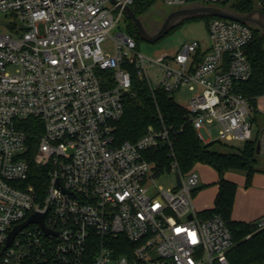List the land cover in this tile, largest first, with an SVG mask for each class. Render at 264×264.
<instances>
[{"label":"built area","instance_id":"1","mask_svg":"<svg viewBox=\"0 0 264 264\" xmlns=\"http://www.w3.org/2000/svg\"><path fill=\"white\" fill-rule=\"evenodd\" d=\"M138 0H0V264H230L231 236L220 217L200 219L191 194L199 184L181 173L172 151V128L148 126L135 142L116 144L115 123L131 77L153 94L187 88V119L203 144L252 138L247 99L233 84L249 79L245 48L252 29L211 18L208 44L193 41L172 53L143 56L126 32L101 44ZM166 7L217 5L224 0H156ZM28 119L39 124L35 136ZM215 125L213 141L211 127ZM203 131L204 135L201 133ZM38 131H35V133ZM47 170L42 200L28 184L26 153ZM264 157V126L256 135ZM166 146L179 186L154 184L146 153ZM58 181L59 187H56ZM6 247L9 233L32 213ZM264 228V216L254 222Z\"/></svg>","mask_w":264,"mask_h":264},{"label":"trees","instance_id":"2","mask_svg":"<svg viewBox=\"0 0 264 264\" xmlns=\"http://www.w3.org/2000/svg\"><path fill=\"white\" fill-rule=\"evenodd\" d=\"M156 0H138L131 7L138 18L140 13H146ZM259 0H224L215 6L225 8L235 14H246L256 10ZM262 3L264 0H261ZM157 2V1H156ZM198 5H209L198 4ZM264 14V9L260 8ZM204 19L209 17H191L185 21ZM127 34L132 36L136 43L139 40L136 30L125 17ZM252 29V39L245 48V54L250 65L251 74L245 82L233 84V92L247 99L252 108V117L255 112L256 99L264 95V32ZM257 115V114H256ZM164 125L174 132L172 151L181 173L192 170L196 164L209 166L218 175V192L212 209L202 212L204 219L218 216L223 221L231 236V246L227 251L230 264H264V228H257L252 223H244L231 219L232 205L236 192V185L224 179L227 172H239L245 176L246 186L250 184L252 176L257 171V156L255 152L256 137L244 141L236 151H219L215 149L217 142L203 144L187 119L186 110L176 104L170 94L156 90L153 94L142 81L131 77L130 92L123 99V115L115 123L114 140L116 144L125 141L135 142L145 132L148 126L155 128ZM25 131L33 136L39 133V124L28 119L23 126ZM35 131H38L35 133ZM26 159L30 163L28 184L33 185L41 201L48 183L47 170L36 166L33 157L36 151L35 138L31 137ZM226 146L225 144H221ZM233 148V147H231ZM233 150V149H232ZM166 146L151 149L146 158L155 163L156 175L170 172L171 158Z\"/></svg>","mask_w":264,"mask_h":264},{"label":"rangeland","instance_id":"3","mask_svg":"<svg viewBox=\"0 0 264 264\" xmlns=\"http://www.w3.org/2000/svg\"><path fill=\"white\" fill-rule=\"evenodd\" d=\"M192 5V4H190ZM255 6L257 7L256 10H261L260 8L264 9V2L262 3L261 0L256 2ZM177 7H166L159 2H154V4L146 11V13H140L138 18L143 23V25L149 31L158 29L162 24L163 20L166 18L170 11L176 10ZM207 21L204 19L198 20H190V21H182L174 24L173 28L159 41L154 44L146 43L142 40L137 41V50L140 54L148 58H155L163 53H172L177 50L182 44L190 43L193 41L198 42L202 46H206L208 44V33H207ZM128 23L126 22L125 18H123L117 26L113 29L109 30V37L101 44V48L105 53L112 54L113 53V41L112 38L117 32H127ZM251 28H255L252 25H249ZM0 33H8L7 29L0 25ZM173 101L181 107H186L188 101L191 97V93L187 90V88H181L179 91H176L170 95ZM255 119L252 117V113L250 114L249 121L251 122V133L252 138H255L258 131H259V124H258V116L256 113L253 114ZM211 127V137H207L204 135L203 131L201 133L204 135V140L213 141L216 136V126L212 125ZM223 146L221 144H216L215 149L223 152L227 151H236L242 147L243 142L241 141H232ZM233 147V148H231ZM233 149V150H232ZM258 165L261 161H264V158L261 156H257ZM201 165H195L193 171L198 175L199 184H200V170ZM239 173V172H233ZM154 184L156 186H160L162 188H172L176 184L175 181V174H168V175H161L154 180ZM198 184V186H199ZM198 188V187H197ZM197 190V189H196ZM196 190L191 194L192 206L194 210L198 213V217L200 219H204L200 210L194 204L195 202V195Z\"/></svg>","mask_w":264,"mask_h":264},{"label":"crops","instance_id":"4","mask_svg":"<svg viewBox=\"0 0 264 264\" xmlns=\"http://www.w3.org/2000/svg\"><path fill=\"white\" fill-rule=\"evenodd\" d=\"M255 112L258 116L259 127L264 126V95L256 99ZM264 158V157H261ZM251 182L246 186L244 174L227 172L224 179L236 185V192L231 211V219L244 223H254L264 216V161L258 165ZM201 165L200 184L196 190L194 204L205 212L213 207L218 192V175L209 166Z\"/></svg>","mask_w":264,"mask_h":264},{"label":"water","instance_id":"5","mask_svg":"<svg viewBox=\"0 0 264 264\" xmlns=\"http://www.w3.org/2000/svg\"><path fill=\"white\" fill-rule=\"evenodd\" d=\"M124 16L129 20L136 30L137 37L149 44H154L162 39L178 22H182L191 17H209L221 18L239 23L252 25L255 29L264 32V14L260 10H253L246 14H235L225 8L213 5H197L192 4L185 7L177 8L170 11L163 20L156 32L149 34L142 26V22L137 18L131 8H124ZM1 20V19H0ZM255 152L258 154V146H255ZM176 185L179 186V178L176 177ZM56 187H59L58 181ZM44 213H32L29 218L19 226H16L10 233L7 239L6 247L12 242L15 234L29 224H38L46 234L49 232L43 227Z\"/></svg>","mask_w":264,"mask_h":264},{"label":"flooded vegetation","instance_id":"6","mask_svg":"<svg viewBox=\"0 0 264 264\" xmlns=\"http://www.w3.org/2000/svg\"><path fill=\"white\" fill-rule=\"evenodd\" d=\"M142 26H143V28L145 29V31H146L147 33H149V34H152V33L156 32V30H157V29H155V30L149 31L148 29H146V27L143 25V23H142Z\"/></svg>","mask_w":264,"mask_h":264}]
</instances>
